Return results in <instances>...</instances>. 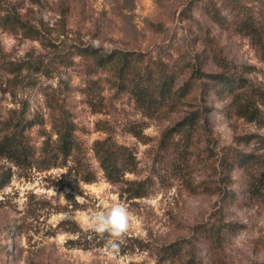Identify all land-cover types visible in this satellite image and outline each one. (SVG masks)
I'll return each mask as SVG.
<instances>
[{
    "label": "rangeland",
    "instance_id": "obj_1",
    "mask_svg": "<svg viewBox=\"0 0 264 264\" xmlns=\"http://www.w3.org/2000/svg\"><path fill=\"white\" fill-rule=\"evenodd\" d=\"M211 4L222 24L208 15ZM7 11L41 33L33 39L0 26L1 113L25 105L29 120L43 118L52 131L48 101L58 102L76 123L98 178L88 183L68 167L38 172L0 157V171L12 173L0 189V264H174L159 252L185 239L196 246L197 264H214L198 232L218 216L236 228L224 238V262L264 264V175L226 162L235 150L264 155V141L253 137L264 136V125L239 115L230 96L209 91L204 100L197 89L195 104L209 108L208 134L201 133L195 147L177 136L165 150L162 132L182 112L145 116L105 71L89 74L83 59L72 56L75 46L99 40L97 48L108 52H145L169 64L182 81L190 76L186 62L219 72L214 55L220 52L238 75L264 90V60L252 36L264 32V0H0V15ZM29 134L39 148V127ZM108 135L135 152L137 170L125 178L148 179V196L130 199L127 185L104 178L92 145ZM113 204L131 213L118 253L109 252L106 236L86 228L94 212ZM67 221L82 231L73 233L76 227Z\"/></svg>",
    "mask_w": 264,
    "mask_h": 264
},
{
    "label": "trees",
    "instance_id": "obj_2",
    "mask_svg": "<svg viewBox=\"0 0 264 264\" xmlns=\"http://www.w3.org/2000/svg\"><path fill=\"white\" fill-rule=\"evenodd\" d=\"M208 13L212 20L222 24L221 12L215 5L208 6ZM0 26L11 33L21 31L27 37L40 39V30L15 12L7 11L0 15ZM248 27L253 30L255 26L251 24ZM252 36L257 38L256 44L264 60V32L253 31ZM75 54L83 59L87 73L96 74L105 71L111 77L109 81L113 87L118 90H128L145 116L182 112L180 117L162 132L160 147L165 150H169L177 141L195 147L200 134H208L209 121L206 112L209 108L195 104L194 92L197 89L201 90L204 100L209 91L230 96L239 115L248 116L251 120L264 125V90L249 79L238 75L233 64L220 52L214 55V60L221 67L219 72H206L196 63L186 62L184 67L190 72V76L182 81L178 80L176 71L171 69L169 64L155 60L145 52L123 50L108 52L102 48L80 45L75 46L72 56ZM210 55L213 60L212 49ZM71 63L72 60L69 64ZM21 71V67L16 70V72ZM48 103L52 131L46 128L43 118L29 120L25 105L10 108L5 114L0 111V157L15 166L38 172L68 167L79 174L85 182H95L98 174L76 137V123L58 102L49 100ZM35 125L39 127L43 137L39 148L33 144L29 134L30 128ZM133 133L138 136L137 132ZM177 136L179 140L174 141ZM253 137L264 141V136L253 135ZM92 149L107 181L112 184L127 185L126 192L129 193L130 199L149 195L148 179L126 180L125 178L127 173H135L138 167L137 156L130 146L121 144L108 135L94 140ZM226 162L244 168L249 174L254 175L258 171L260 175H264V155L257 156L235 150L229 159L226 158ZM11 179L10 171L1 170L0 189ZM65 223L76 227L73 228V233L82 231L76 222ZM232 225L233 223L226 222L222 216H218L214 223L200 226L198 233L206 242L214 264H226L221 258V249L226 234L231 229L236 230L231 228ZM159 255L162 260L174 264H197V249L191 240H178L164 245Z\"/></svg>",
    "mask_w": 264,
    "mask_h": 264
},
{
    "label": "clouds",
    "instance_id": "obj_3",
    "mask_svg": "<svg viewBox=\"0 0 264 264\" xmlns=\"http://www.w3.org/2000/svg\"><path fill=\"white\" fill-rule=\"evenodd\" d=\"M94 47H100L99 40L92 41ZM64 199L63 196L60 197ZM80 196L76 197L79 200ZM130 211L123 204H113L111 207L94 212L88 218L87 229L93 230L101 237H107V247L110 253H118L121 242L129 231Z\"/></svg>",
    "mask_w": 264,
    "mask_h": 264
}]
</instances>
